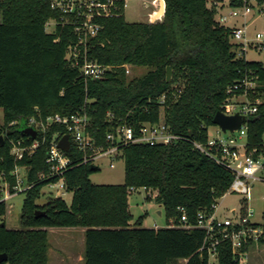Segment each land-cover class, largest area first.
<instances>
[{
  "label": "trees",
  "instance_id": "1",
  "mask_svg": "<svg viewBox=\"0 0 264 264\" xmlns=\"http://www.w3.org/2000/svg\"><path fill=\"white\" fill-rule=\"evenodd\" d=\"M163 1L161 21H127L123 2L99 18L102 28L90 39L87 55L109 68L101 78L85 80L78 66L66 58L68 45L75 40L71 29L45 27L49 18L58 16L48 0H0V134L4 140L0 172L10 184L15 162L9 139L25 136L18 120L33 115L86 113L89 130L101 144L119 119L136 133L141 122L162 120L182 136L168 144L123 146L121 184L91 182L89 175L98 167L79 164L82 154L71 146L66 153L72 163L64 172L70 202L48 195L38 203L42 182L27 190L19 228H8L0 221V253L7 256L0 264H47L49 227L84 228V264H240L228 242L218 246L217 260L209 262L207 252L199 250L203 230L145 227V214L134 218L129 210L127 197L136 187L145 188L146 198L152 196L162 206L166 224L170 219L179 222L182 214L194 223L198 212L212 209L233 175L194 148L192 141L207 140L227 87L250 72L257 75L255 89L261 103L246 118V140L250 147L264 151V62L238 54L237 45L230 42V28L217 23L216 10L208 0ZM123 64H129L132 72L126 73ZM168 66L172 73L166 81ZM138 67L145 71L135 75ZM55 130L63 127H50L47 140ZM46 145L19 161L27 165L28 180L48 169ZM38 209L45 213L36 216ZM4 213L2 202L0 215Z\"/></svg>",
  "mask_w": 264,
  "mask_h": 264
},
{
  "label": "built area",
  "instance_id": "2",
  "mask_svg": "<svg viewBox=\"0 0 264 264\" xmlns=\"http://www.w3.org/2000/svg\"><path fill=\"white\" fill-rule=\"evenodd\" d=\"M48 2L58 16L46 21V29L53 31L57 25L67 26L75 37L68 45L67 60L72 66H78L79 73L85 80L101 78L109 66L88 58L90 39L102 28L99 18L111 10L119 9L120 2H123L124 8L126 0H48ZM207 3L209 7L215 8L217 23L230 28V42L237 45L238 54L246 53L247 50L256 52L264 50V30L257 31L252 37L247 32V17L263 13L264 0H208ZM150 5L152 8L147 12V22L161 21L164 1L150 0ZM225 6L228 11H221ZM238 18H242L239 26L236 24ZM230 20H235V24H227ZM123 65L125 72L130 73V65ZM256 86L257 75L250 72L226 89V98L220 111L226 115L236 112L242 115L243 120L238 128L233 131H222L217 125L215 135L208 136L206 141H192L194 148L232 173V182L224 194L235 192L245 195L254 182H264V151L250 147L246 140V118L254 114L261 103L260 97L256 95ZM160 98L163 100L164 95ZM23 121L20 129L30 127L35 131V136L31 137L30 134L23 132L25 136L9 139V153L15 162L10 171L13 183L10 184L5 174L0 172V203L3 202L5 206V213L0 215V221L4 220L6 212L11 208V204L7 205L6 200L18 193H25L38 183L42 182V190L48 188L51 196H63L66 191L64 172L72 163V157L66 152L71 146L82 154L78 160L79 164L98 167L97 162L100 159L108 158L110 167H113L114 162L120 158L121 148L127 144H168L182 138L181 135L172 132L162 120L141 122L136 133L131 125L119 119L113 130L105 133L104 144L97 143L91 134L90 118L86 113L76 112L70 115L51 113L44 117L33 115ZM55 125L62 126L63 131H53L47 140L50 127ZM220 132L224 134L221 135ZM64 135L68 137V150L58 146L59 139ZM43 144H47L45 162L48 169L39 171L34 180H28L27 165L20 164L19 161L32 156ZM142 189L145 191V188ZM148 194L151 195V192ZM261 198L264 199V195ZM253 215L254 211L247 205L246 200L228 208V214H220L216 202L209 212H198L194 223L188 222L185 214H182L179 222L175 223L170 219L169 224L165 226L195 227L203 230L204 239L199 250L207 252L209 262L217 260L218 246L228 242L233 258L240 264H248L250 246L254 243H264V223L253 219Z\"/></svg>",
  "mask_w": 264,
  "mask_h": 264
},
{
  "label": "rangeland",
  "instance_id": "3",
  "mask_svg": "<svg viewBox=\"0 0 264 264\" xmlns=\"http://www.w3.org/2000/svg\"><path fill=\"white\" fill-rule=\"evenodd\" d=\"M147 4V6H146ZM152 8L150 0H126L124 6V16L127 21H147V12ZM221 11L227 12L225 6ZM242 18L236 20L237 26L241 24ZM227 24H235V20H230ZM49 30V28L47 29ZM264 30V12L255 13L247 17V32L250 37L257 31ZM245 57L248 60L264 61V50L256 52L247 50ZM132 72V70H130ZM145 71L144 67H138L133 70L135 75ZM130 72V73H131ZM3 123V110L0 107V127ZM23 119L18 120V125L23 126ZM218 129L217 125L208 127V136H213ZM223 135V132H220ZM244 140V137L242 138ZM108 158L100 159L98 169L89 175L91 182L95 184H121L124 182V162L119 158L110 167ZM42 195L37 199L42 203L47 199L48 188L41 190ZM54 191H52V194ZM25 193H18L6 200L11 208L6 212L4 223L8 228H19V215ZM71 192L65 191L62 198L67 202L71 200ZM264 182H254L252 188L245 195L239 193H228L217 198L218 212L228 214V208L236 206L241 201L246 200L247 205L254 211L253 219L264 223ZM129 210L134 218L145 214L143 217V226L154 227V225L165 226V217L162 206L151 196L146 198V193L141 187L132 188L128 194ZM160 211V214L158 213ZM82 227H49L48 231V262L47 264H84V261L78 260V254L84 250V241L80 240V230ZM248 264H264V243H254L250 246ZM183 263V261H181Z\"/></svg>",
  "mask_w": 264,
  "mask_h": 264
},
{
  "label": "water",
  "instance_id": "4",
  "mask_svg": "<svg viewBox=\"0 0 264 264\" xmlns=\"http://www.w3.org/2000/svg\"><path fill=\"white\" fill-rule=\"evenodd\" d=\"M171 73H172L171 68L168 66L166 69V81H169L171 77ZM242 120H243V116L237 112L234 114L226 115L220 110L215 113L212 119L213 123L215 125H218L222 131H226V130L233 131L234 129L239 127ZM22 131L30 134L31 137L35 136V131L30 127L23 128ZM3 141H4L3 136L2 134H0V144H2ZM58 146L63 150H68L69 141L67 135L62 136L59 139ZM91 167L94 168L95 166L92 165ZM35 213L36 216H38V214H44L45 212L38 209L35 211ZM1 225H4V223L1 222ZM6 259H7L6 254L0 253V262L5 261Z\"/></svg>",
  "mask_w": 264,
  "mask_h": 264
},
{
  "label": "crops",
  "instance_id": "5",
  "mask_svg": "<svg viewBox=\"0 0 264 264\" xmlns=\"http://www.w3.org/2000/svg\"><path fill=\"white\" fill-rule=\"evenodd\" d=\"M158 213L160 214V211H158ZM156 227H160V226L159 225H154V228H156ZM71 228H76V227H71ZM83 236H84V228H81V230H80V240L81 241L83 239ZM81 254H82V251L78 254V260L79 261L83 260V256Z\"/></svg>",
  "mask_w": 264,
  "mask_h": 264
}]
</instances>
